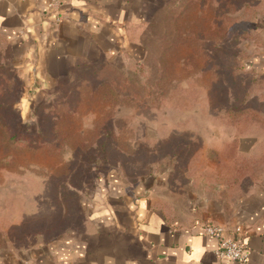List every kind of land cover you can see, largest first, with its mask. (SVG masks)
<instances>
[{
  "label": "rangeland",
  "instance_id": "1",
  "mask_svg": "<svg viewBox=\"0 0 264 264\" xmlns=\"http://www.w3.org/2000/svg\"><path fill=\"white\" fill-rule=\"evenodd\" d=\"M160 2L129 32L138 46L133 57L78 67L49 90L27 87L20 59L0 40V124L44 142L35 152L13 149L0 127V253L54 249L75 239L95 211V184L119 176L135 185L155 175L181 196L229 198L264 170V154L237 155L233 140L251 132L263 137V124L233 119L212 90L217 66L228 88L229 67L245 62L248 69L264 26V0ZM241 76L250 82L252 107L264 116V81ZM71 95L74 108L63 103ZM182 135L197 153L179 167L169 147Z\"/></svg>",
  "mask_w": 264,
  "mask_h": 264
},
{
  "label": "crops",
  "instance_id": "2",
  "mask_svg": "<svg viewBox=\"0 0 264 264\" xmlns=\"http://www.w3.org/2000/svg\"><path fill=\"white\" fill-rule=\"evenodd\" d=\"M159 2L66 0L61 22L53 26L47 0H0V40L20 59L23 76L30 78L27 87L39 83L49 90L52 81L65 79L81 65L133 57L138 46L129 32L143 23L147 8ZM259 38L247 59L248 71L264 81V26ZM257 114L264 126L262 111ZM233 140L239 143L237 155L253 159L264 154V136L251 132ZM260 171L229 198L181 196L155 175L135 185L121 176L95 184V211L79 236L54 249L2 252L0 264H232L218 259L217 241L201 233L208 222L229 231L241 227V242L249 249L247 264H264V170Z\"/></svg>",
  "mask_w": 264,
  "mask_h": 264
},
{
  "label": "trees",
  "instance_id": "3",
  "mask_svg": "<svg viewBox=\"0 0 264 264\" xmlns=\"http://www.w3.org/2000/svg\"><path fill=\"white\" fill-rule=\"evenodd\" d=\"M162 3L163 2H159V4ZM220 50L222 51V49ZM236 58L237 56L232 57V59L235 60L233 61V63L236 62ZM222 59L227 60L226 57H222L221 60ZM238 63L239 62H237L236 65L233 64L232 68L229 67V70L226 74L227 80L230 84V88H228L227 85L225 84L226 81H224L225 79L223 77V72H221L220 65L216 67V69L212 72V79H213L212 90L219 93L220 99L228 107L227 112L229 113V115H231L233 119L238 120L240 117H242V119L247 117L249 118V120L252 121L253 119H258L257 111L260 109L258 108L254 109L251 105L252 94L250 91L251 88L249 86L250 82L247 84L243 80H241L242 77L241 74L249 73L248 69L246 68L245 62L243 64H238ZM87 65L90 64L81 65L79 67H86ZM95 73L96 72H93V74ZM146 96L147 95H145V97ZM138 98L142 99L141 96H139ZM76 100H75V96L71 95L67 99H65L63 103L64 102L67 103L69 101V103H71L69 107L74 108ZM135 102H137V94H135ZM139 102H141V100ZM0 127L5 136L4 143L13 149L35 152L41 150V148L44 146V142L38 138H37L38 143L36 145L30 140L31 139L30 136L20 138V134L12 133L11 129L10 130L4 129L1 126V124ZM111 133H113L112 129H111ZM97 137H98L97 140L100 141L101 140L99 139V137H101L100 132L99 134H97ZM191 139L192 138L188 135H182L181 139L174 140L171 142L169 150H171L172 153H175L174 158L176 159V161L179 162L177 164L179 167L190 162L191 157H193L197 153L196 150H192L193 147L195 146V143ZM98 146H100V148L105 149V145L100 142H97V147ZM193 151L196 153L192 154Z\"/></svg>",
  "mask_w": 264,
  "mask_h": 264
},
{
  "label": "built area",
  "instance_id": "4",
  "mask_svg": "<svg viewBox=\"0 0 264 264\" xmlns=\"http://www.w3.org/2000/svg\"><path fill=\"white\" fill-rule=\"evenodd\" d=\"M66 0H47V10L52 19L53 26L61 22V8ZM201 233L217 241L215 255L218 259L232 264H247L249 249L241 242L243 230L236 227L229 231L226 227L208 222L201 227Z\"/></svg>",
  "mask_w": 264,
  "mask_h": 264
}]
</instances>
